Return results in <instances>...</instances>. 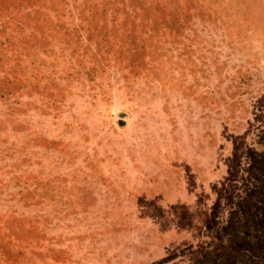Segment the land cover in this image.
Here are the masks:
<instances>
[{
    "label": "rangeland",
    "instance_id": "374dc122",
    "mask_svg": "<svg viewBox=\"0 0 264 264\" xmlns=\"http://www.w3.org/2000/svg\"><path fill=\"white\" fill-rule=\"evenodd\" d=\"M16 7L64 51L0 98V264H264V0Z\"/></svg>",
    "mask_w": 264,
    "mask_h": 264
},
{
    "label": "trees",
    "instance_id": "16d2710c",
    "mask_svg": "<svg viewBox=\"0 0 264 264\" xmlns=\"http://www.w3.org/2000/svg\"><path fill=\"white\" fill-rule=\"evenodd\" d=\"M24 1L26 0H0V6L1 4H4V6L0 8H17V3H21V8H34V6L39 2L38 0L36 4H33V6L26 7L25 3H23ZM35 8L37 9L32 11V15L31 13H29L25 16H31L32 18L36 17L39 14V11L42 9V6L38 4ZM89 13L90 15H92L91 11H89ZM47 15L50 17L48 13ZM84 19L86 21H89V19H87L86 17H84ZM10 21L12 20L6 21V19L4 18L0 19V37H2V33L5 34V40L11 43L12 47L11 49L3 48V52H0V98L8 97V99H10L11 97L15 99L16 97V102H14V104L19 105L22 101L18 102V100H20L18 93H25L27 91V88L29 87V84L31 82L30 75L35 76V78L37 77L39 79H42L41 76H43V70H45L44 68H42V63L44 62V59H51L54 57V62L60 64L63 61V57H61L60 52L62 53L64 49L63 45L60 42H53L51 39H49L53 38V35H50V33L48 32L49 30L46 32V34L43 31L41 32L40 30L32 33V30L31 32H29V30L25 28L26 24L20 22V20H18L17 23L13 24H10ZM59 26L63 25L57 24L54 27L60 28V31H63V29ZM261 29L262 27L259 28L260 31H262ZM27 34L30 39L32 38V40L29 41L24 38V36H27ZM33 40H36V44L32 45L30 43ZM44 41L45 43H43ZM0 46L3 47L4 43H0ZM32 46L33 49L31 50ZM13 47L14 52H12L9 57H7L6 55H8V53L13 50ZM121 49L122 48L120 47V51H118V53L122 52ZM133 50L137 49L134 48ZM55 54L56 56H53ZM2 58H4V60L6 58V60L4 61ZM99 67L101 68V66ZM89 71H91V69ZM69 75L72 76V72ZM12 110L13 112H15L16 109ZM10 117L14 118L13 116ZM12 118L8 121L12 122ZM16 119H18V117ZM9 127L10 126H7V129L5 127L4 130L7 131ZM9 134L15 138V135L18 134V131H15V129L12 128L11 131L9 130ZM6 143H9L8 146L12 149L13 146L11 145L10 141L7 140ZM22 150L23 152L24 150H26V145L22 147ZM23 199L24 198L22 196L21 200ZM8 244V242L0 240V252H10V256H7L6 262H8L9 259L12 257V250L6 251ZM9 249H12V247H9Z\"/></svg>",
    "mask_w": 264,
    "mask_h": 264
}]
</instances>
